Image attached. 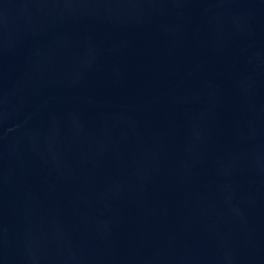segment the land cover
I'll list each match as a JSON object with an SVG mask.
<instances>
[{"label":"water","instance_id":"obj_1","mask_svg":"<svg viewBox=\"0 0 264 264\" xmlns=\"http://www.w3.org/2000/svg\"><path fill=\"white\" fill-rule=\"evenodd\" d=\"M0 264H264V0H0Z\"/></svg>","mask_w":264,"mask_h":264}]
</instances>
